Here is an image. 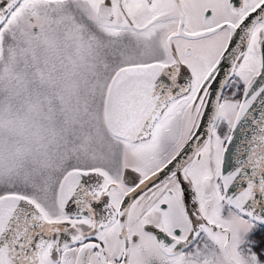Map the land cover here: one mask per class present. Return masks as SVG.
<instances>
[{
    "label": "snow or ice",
    "instance_id": "obj_1",
    "mask_svg": "<svg viewBox=\"0 0 264 264\" xmlns=\"http://www.w3.org/2000/svg\"><path fill=\"white\" fill-rule=\"evenodd\" d=\"M0 264H264V0H0Z\"/></svg>",
    "mask_w": 264,
    "mask_h": 264
}]
</instances>
